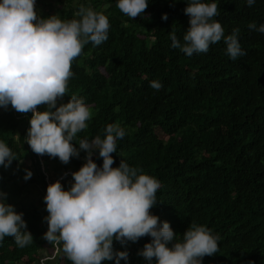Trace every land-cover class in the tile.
<instances>
[{
  "label": "trees",
  "instance_id": "trees-1",
  "mask_svg": "<svg viewBox=\"0 0 264 264\" xmlns=\"http://www.w3.org/2000/svg\"><path fill=\"white\" fill-rule=\"evenodd\" d=\"M187 2L148 0L145 12L131 19L117 8L118 0H36L42 19L53 15L65 21L79 19L76 13L83 5L105 14L110 28L105 42L98 46L89 42L73 60L67 93L57 100L59 107L76 95L91 109L88 127L72 142L78 157L64 164L46 154L42 162L26 142L32 113H19L11 105L0 107V141L17 158L9 168L0 166V193L6 194L9 204L23 191L11 188L14 176L7 169L19 167L28 157L34 176L25 184L40 182L44 193L28 208L21 205L15 210L23 214L24 231L33 242L21 248L6 236L0 241V264H41L43 257L52 255L55 244L54 257L44 264H72L62 243L44 239L49 215L45 172L51 170L55 180L67 171H79L88 153L77 142L97 135L103 138L106 126L114 123L126 135L117 141L112 167L123 160L142 169L138 174L161 182L150 213L170 224L176 234L172 243L182 242L194 221L220 237L218 252L203 257L201 264H264V33L248 27L253 22L264 25V0H255L251 7L247 0H202L217 3L219 15L213 19L221 23L225 37L239 29L246 55L236 60L227 55L223 39L211 44L207 53L191 57L171 47L170 34L174 32L183 44L190 27L184 11ZM153 80L162 83L161 90L150 87ZM36 110L48 108L39 105ZM158 131L168 138L162 139ZM91 158L102 168L98 149ZM68 179L74 181L72 174L60 182L65 191L70 190L65 187ZM27 195L26 186L24 198ZM151 241L145 235L122 245L114 238L113 252L128 253L127 261L121 259L119 264H157L155 258L149 262L138 255ZM101 264H116V260Z\"/></svg>",
  "mask_w": 264,
  "mask_h": 264
},
{
  "label": "clouds",
  "instance_id": "clouds-1",
  "mask_svg": "<svg viewBox=\"0 0 264 264\" xmlns=\"http://www.w3.org/2000/svg\"><path fill=\"white\" fill-rule=\"evenodd\" d=\"M185 14L190 27L183 36V44L174 32L170 34L173 49L179 48L191 57L194 53H207L209 46L226 44L227 55L236 60L246 55L239 43V29L225 37L215 2L189 0ZM255 0H247L249 7ZM36 0H0V107L8 105L19 113H32L26 142L38 155L47 154L67 164L78 157L73 146L77 133L85 130L92 112L82 98L72 95L69 102L57 107L68 90L73 76L71 66L86 44L98 46L108 38V17L91 7L79 8V19L61 20L58 15L42 19L35 9ZM117 8L131 19L140 16L148 7V0H118ZM167 14L162 16L167 20ZM250 30L264 33V25H248ZM150 87L161 90L162 83L153 80ZM47 105L48 110L37 111ZM55 109V111H52ZM126 133L118 123L108 124L104 136L80 139L79 149L88 153L86 163L72 173L74 184L65 191L59 181L47 187L44 197L49 215L45 218L48 231L44 239L49 243H62L63 252L72 264H101L113 260L127 261L128 253L113 252V239L122 245L136 242L148 235L151 243L144 245L138 255L157 264H201L202 258L219 250V235H213L206 226L194 221L183 234L182 242H175L176 234L168 222H160L150 209L156 203L161 182L142 169L130 167L123 160L113 168L112 154L117 152V141ZM103 159L102 168L92 160L94 150ZM17 160L15 154L0 141V166L9 167ZM24 179L31 178L26 170ZM5 193H0V241L13 237L23 248L33 242L22 219L12 205L6 204ZM172 244L169 247V244Z\"/></svg>",
  "mask_w": 264,
  "mask_h": 264
},
{
  "label": "rangeland",
  "instance_id": "rangeland-1",
  "mask_svg": "<svg viewBox=\"0 0 264 264\" xmlns=\"http://www.w3.org/2000/svg\"><path fill=\"white\" fill-rule=\"evenodd\" d=\"M51 2H54V0H50ZM103 9V8H102ZM101 9V10H102ZM158 134L159 136L166 140L168 138V136L160 131H158ZM46 155V154H44ZM40 157L38 158H41L42 162H43V155H39ZM9 168V167H7ZM26 170L28 171H31L32 175L34 176V172H33V167L31 166L30 164V159L29 157L26 158L23 163L15 168V169H7V171L10 173V174H13L14 176V181L10 184L11 188H18V187H22L23 188V191L20 192V194L15 198H12V201L9 202V205H12L14 207V209L18 212L19 211V208L20 206H24L26 208H28V203L33 200V199H38V198H41L44 196V193H43V188H42V185L40 182H36V183H29V184H25V175L27 174ZM19 174V176L17 177V175ZM46 174H48V176L50 177H54L53 176V172L51 170L49 171H46ZM56 179H58V176L56 177ZM74 184V181H72L71 179H68L65 183V187L66 188H71V186ZM17 185V186H16ZM16 186V187H15ZM26 186H27V190H28V195H27V198H24V195H25V192H26ZM4 202L7 204V200L5 199ZM45 210V209H44ZM43 209H41V212L44 211ZM48 251L47 252H50L51 251V248L48 247L47 248Z\"/></svg>",
  "mask_w": 264,
  "mask_h": 264
},
{
  "label": "built area",
  "instance_id": "built-area-1",
  "mask_svg": "<svg viewBox=\"0 0 264 264\" xmlns=\"http://www.w3.org/2000/svg\"><path fill=\"white\" fill-rule=\"evenodd\" d=\"M38 156H39V155H38ZM39 157H40V156H39ZM45 174H46V172H45ZM67 174H72V172H71V171H67V172L63 173L62 175L58 176V179L55 178V180H52V177H50V176H48V174H46L45 181H46L47 186H49L50 184H53V183H55V182H57V181L61 182V181L63 180V178H64ZM56 251H57V247H56V244H55V245H54V250H53L52 255H51V256L43 257L40 263H41V264H44V260H45V259H48V258L51 259V258H53V257H54V254L56 253Z\"/></svg>",
  "mask_w": 264,
  "mask_h": 264
}]
</instances>
